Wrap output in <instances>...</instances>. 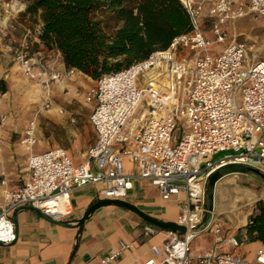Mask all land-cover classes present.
Returning <instances> with one entry per match:
<instances>
[{
	"label": "built area",
	"instance_id": "obj_1",
	"mask_svg": "<svg viewBox=\"0 0 264 264\" xmlns=\"http://www.w3.org/2000/svg\"><path fill=\"white\" fill-rule=\"evenodd\" d=\"M182 1L192 26L189 32L174 37L166 49L102 75L88 91L95 140L81 163L75 164L63 147L55 146L29 155L19 187L7 186L4 178L0 181V243L15 241L12 214L21 207L62 220L72 211L71 193L76 188L98 185L103 198L121 200L135 180H144L161 199L178 203L175 223L183 230H168V237L152 246L143 264H264V248L252 261L220 249L225 244L235 248L242 240L226 235L213 212L201 227L208 179L219 166L239 163L264 174V58L251 60L244 42H226L223 28L246 15L264 22V0H210L205 17L211 35L200 27L204 1ZM181 50H186L184 56ZM16 58L24 73L41 85L46 108L51 83L78 72L73 67L64 72L42 69L41 52L32 57L20 51ZM61 58L56 57L51 67ZM33 130L31 122L24 138L29 144L35 142ZM222 150L235 153L211 159ZM206 230L213 233L215 244L191 256L192 240ZM156 231L151 224L143 225L146 235ZM125 248L121 245L98 264H116Z\"/></svg>",
	"mask_w": 264,
	"mask_h": 264
},
{
	"label": "crops",
	"instance_id": "obj_2",
	"mask_svg": "<svg viewBox=\"0 0 264 264\" xmlns=\"http://www.w3.org/2000/svg\"><path fill=\"white\" fill-rule=\"evenodd\" d=\"M203 1L200 23L210 3V0ZM4 6L9 17L13 15L12 13L23 11L25 4H22L21 0H15V3L6 1ZM223 28L227 30L226 24ZM35 40L41 49L38 52L42 53L41 61L45 65L42 69L46 71L57 69L64 72L67 67L60 52L56 49L45 51L38 36ZM38 52L33 53L32 57H36ZM56 57H60L61 61L52 68L51 63ZM13 69H4L2 65L0 67V94L5 96L0 98V181L4 178L7 186L15 188L23 183L31 153H40L60 146L52 135L45 134L40 124L41 118L44 116L54 123H59L64 115L61 105H53L46 112L39 114L35 123L30 121L39 102L44 99V91L39 82H34L24 75L25 88L21 85L16 86L14 80L18 79L20 74ZM36 70L40 69L36 67ZM75 75H78L84 84L88 82L87 79H91L78 71L72 76L52 82V100L58 92L64 94L71 92L72 89L69 88H74V85L68 81ZM90 88L92 87L85 91L84 100H87L86 95ZM31 122L36 141L29 144L21 140ZM92 130L94 131L93 127ZM64 149L69 154V148ZM124 164L130 171V162L125 159ZM247 175L249 174L231 173L217 178L213 190V217L222 221L226 235L242 240L235 248L225 244L220 249L225 252H236L245 260L252 261L256 252L264 248V245L259 241H245L243 238L245 226L253 213V208L246 209L245 201L258 200L253 188L244 184V177H248ZM224 180H227L229 185L221 189L219 183ZM1 188L0 184V190ZM98 189V185L74 189L71 193L72 211L62 220L52 221L30 206L15 210L12 220L16 239L11 243H0V264H98L100 258L119 250L123 244H126L127 248L118 254L116 264H143L151 255L152 246L161 245L168 237V230L150 223L140 213L162 222H175L179 214L178 203L174 199H161L158 190L144 180H135L127 197L121 199L134 208L123 203L106 202L105 200L113 199L103 198L99 195ZM144 224L157 227L156 233L144 234ZM198 236H201L202 243L200 250L194 252L192 242ZM196 237L190 244V255L193 257L208 251L215 244L211 231H202Z\"/></svg>",
	"mask_w": 264,
	"mask_h": 264
},
{
	"label": "trees",
	"instance_id": "obj_3",
	"mask_svg": "<svg viewBox=\"0 0 264 264\" xmlns=\"http://www.w3.org/2000/svg\"><path fill=\"white\" fill-rule=\"evenodd\" d=\"M21 1L24 14L39 22L44 47L93 80L166 49L192 28L182 0ZM218 177L213 173L207 184ZM243 238L264 245V201H256Z\"/></svg>",
	"mask_w": 264,
	"mask_h": 264
},
{
	"label": "rangeland",
	"instance_id": "obj_4",
	"mask_svg": "<svg viewBox=\"0 0 264 264\" xmlns=\"http://www.w3.org/2000/svg\"><path fill=\"white\" fill-rule=\"evenodd\" d=\"M6 1L15 3V0H0V67L1 65L4 69H13L14 67L13 70L20 74L18 79L14 80L17 83L16 86L21 85L25 88L23 75H27L24 73L16 56L20 51L28 53L29 56L41 51L35 40L40 30V24L34 17L24 14V10L16 14L12 13L13 15L7 17L8 13L4 10V3ZM21 3L25 4L22 1ZM200 27L207 35H211L208 17L204 16L202 18ZM226 27V42L233 39L238 42H244L249 46L251 60L256 61L264 58L263 21L256 19L251 15H246L227 22ZM43 48L45 51H50L45 47ZM185 54L186 50H181V55L184 56ZM32 80L38 82L37 80ZM80 80L81 78L78 77V75H75L74 78L69 80L68 83H72V86L74 85V88L69 89H72L73 91L71 90V92L65 94L58 92L55 97H53V100H50L49 108L44 107V99L43 101H40L34 111L32 120H30L35 123V119L39 114L46 112L52 108L53 105H61L63 110L62 115H64V117L59 123H54L51 119L43 116L40 124L46 135H52L54 139L59 142L60 146L66 149L67 147L69 148L68 152L75 164L81 163L84 160L86 150L95 140V133L89 122L93 101L84 100V93L89 87H94L97 81L91 78L87 79L88 82L84 84ZM18 89H21V87H18ZM65 91L67 90L65 89ZM3 97L5 96H0V98ZM70 130H72V133H70ZM25 136L24 132L21 141L24 142ZM234 153L233 150H222L213 154L211 159L217 160ZM247 176L248 177H244V184L253 188L258 200L264 201V180L254 174H249ZM256 201L257 200H246V209L254 208ZM201 241V236H198L193 240L192 249L194 252L200 250Z\"/></svg>",
	"mask_w": 264,
	"mask_h": 264
},
{
	"label": "water",
	"instance_id": "obj_5",
	"mask_svg": "<svg viewBox=\"0 0 264 264\" xmlns=\"http://www.w3.org/2000/svg\"><path fill=\"white\" fill-rule=\"evenodd\" d=\"M214 173H217L220 177L227 175V174H231V173L254 174V175L259 176L260 178H262L264 180V174L263 173H261L260 171H258L255 168L244 166V165L239 164V163L224 164L222 166H219L215 170ZM213 190H214V184L207 185L206 202H205V217H204V220H203L201 227L206 226L209 223L211 216H212V212H213ZM105 201L106 202L123 203L125 205L130 206L131 208H134L132 205L127 204L121 200H105ZM140 214L146 220H148L150 223L157 225L159 227L165 228L167 230H179V231L183 230V228L181 226H179L178 224H176L175 222H162V221L153 219L151 217H148L142 213H140ZM48 218L52 221H56L50 217H48ZM57 222L64 224L63 222H59V221H57Z\"/></svg>",
	"mask_w": 264,
	"mask_h": 264
},
{
	"label": "bare ground",
	"instance_id": "obj_6",
	"mask_svg": "<svg viewBox=\"0 0 264 264\" xmlns=\"http://www.w3.org/2000/svg\"><path fill=\"white\" fill-rule=\"evenodd\" d=\"M185 2H191V1H193V0H184ZM25 142V141H24ZM226 185L228 186L229 185V183H228V181L227 180H224V181H222V182H220L219 183V188H225L226 187ZM252 193V192H251ZM223 196V195H222ZM256 197V196H255ZM262 198V197H261ZM220 199V198H219ZM225 199V198H224ZM253 199V198H252ZM251 200V199H250ZM229 202H230V200H229ZM222 206V205H221ZM229 207H230V205H229ZM238 207V206H237ZM226 208V207H225ZM222 209V208H221ZM228 210V209H227ZM229 211H230V209H229ZM224 212V211H223ZM228 212V211H227ZM232 213H234V212H232ZM229 214V213H228ZM236 217V216H235ZM231 219V218H230ZM235 220V219H234Z\"/></svg>",
	"mask_w": 264,
	"mask_h": 264
}]
</instances>
